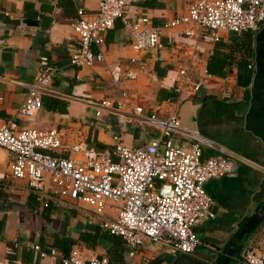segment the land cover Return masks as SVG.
<instances>
[{"label": "crops", "instance_id": "0c3cea01", "mask_svg": "<svg viewBox=\"0 0 264 264\" xmlns=\"http://www.w3.org/2000/svg\"><path fill=\"white\" fill-rule=\"evenodd\" d=\"M191 1L137 0L127 11L128 21L147 17L152 26L160 27L186 15ZM98 3L0 0V117L15 121L20 129L66 127L68 144L80 143L100 152L112 151L114 137L126 146L138 147L144 142L142 131L107 111L96 117L90 102L115 98L124 90L131 106L142 107L147 113L160 111L170 102L165 96L176 87L177 67L183 64L178 60L180 46L195 45L200 59L206 63L211 59V68L220 76L213 75L214 79L202 83L195 93H179L171 103L184 130L214 144L216 149L204 148V158L224 151L238 157V169L233 177L206 182L215 218L194 229L201 245L192 254L147 243L133 262L223 264L233 239L264 200V22L254 32L223 33L215 44L187 38L180 26L162 32L164 47L160 51L136 52L129 45L124 24L117 20L105 33L101 47L104 61L74 67L70 57L78 51L79 43L71 23L79 8L94 12ZM27 19L38 25H25ZM188 28L193 30L191 25ZM42 56L55 68L51 86L56 93L42 97V108L32 120L20 118L18 109L27 94L24 85L34 80ZM131 59H135L133 64ZM216 61L224 63V68L217 70ZM116 67L120 78L114 84L112 71ZM128 69L136 74L133 80L124 78ZM199 80L197 75L191 77L192 83ZM153 133V129L147 130L149 138ZM8 170V155L0 149V264H61L59 258L39 257L32 245L46 252L57 249L63 255L76 247L86 258L106 256L109 264L127 263L121 239L100 227L101 219L116 217L115 209L107 207L98 217L85 205L57 207L52 199L39 201L24 181L9 179ZM251 237L254 239L241 242L243 249L264 237V226ZM14 242L19 247L7 255L6 248Z\"/></svg>", "mask_w": 264, "mask_h": 264}, {"label": "built area", "instance_id": "2783aa9c", "mask_svg": "<svg viewBox=\"0 0 264 264\" xmlns=\"http://www.w3.org/2000/svg\"><path fill=\"white\" fill-rule=\"evenodd\" d=\"M136 2L99 0L94 12L79 8L77 18L71 23L79 49L70 57V64L82 68L103 62L101 47L105 33L117 20L124 24L129 45L136 52L160 51L164 47L160 42L162 32L180 26L187 38L215 44L223 33L254 32L264 22V0H192L186 15L160 27L152 26L147 17L129 23L127 11ZM190 25L193 30L188 28ZM92 47L97 50L93 51ZM179 51L178 60L183 64L177 67L176 89L179 93H195L202 83L214 77L207 71L195 45L182 44ZM54 74L49 59L40 57L37 75L24 85L27 94L18 109V117L32 120L42 108V97L55 95L51 86ZM135 75L128 69L124 78L133 80ZM193 75L199 76V82H191ZM112 78L117 84L119 67L112 71ZM128 97L127 91L120 90L115 98L90 102L96 117L107 111L123 122L136 124L142 131L144 142L140 146H126L119 137H114L116 143L109 153L80 143L68 144L66 127L20 129L15 121L0 117V149L8 155V177L24 181L39 201L52 199L57 207L85 205L98 217L107 207L115 209L116 217L101 219L100 227L121 239L126 264H135L133 259L138 250L147 243L192 254L201 245L194 229L215 218L205 184L233 177L239 159L220 150L204 158V148L216 149L214 144L184 130L173 103H167L158 112L147 113L142 107L131 106ZM148 129L155 132L150 138ZM63 152L70 154L63 156ZM18 247L19 243L14 242L6 248V254L13 255ZM30 248L39 257L59 258L61 264H109L106 256L86 258L76 247L67 255L57 249L46 252L38 245ZM233 262L264 264V237L244 247Z\"/></svg>", "mask_w": 264, "mask_h": 264}, {"label": "water", "instance_id": "95a60500", "mask_svg": "<svg viewBox=\"0 0 264 264\" xmlns=\"http://www.w3.org/2000/svg\"><path fill=\"white\" fill-rule=\"evenodd\" d=\"M23 23L27 26H37L38 22L34 20H24ZM264 221V200L259 204L254 210L253 214L249 219L243 224L238 234L233 239L226 255L224 257L223 264H231L233 258L241 252L243 249L241 242L243 240H248L251 234L257 229L258 225Z\"/></svg>", "mask_w": 264, "mask_h": 264}, {"label": "trees", "instance_id": "16d2710c", "mask_svg": "<svg viewBox=\"0 0 264 264\" xmlns=\"http://www.w3.org/2000/svg\"><path fill=\"white\" fill-rule=\"evenodd\" d=\"M211 60V59H210ZM208 61L207 63H206V68H207V71L210 73V74H212V75H214V76H220V73H218L217 71H214L212 68H211V61ZM238 65H242V62L241 63H239ZM224 63H222V62H218V61H216V63H215V68L217 69V70H219V69H223L224 68ZM175 88V90L174 91H172V92H169V93H167V95L165 96V101H170V102H174L176 99H177V96L179 95V92L177 91V89H176V87H174ZM133 124V123H132ZM134 126H136L138 129H139V131L141 132V130H140V128H139V126H137L136 124H133ZM112 236H114V235H112ZM117 237V236H116ZM122 242V241H121ZM123 245V244H122ZM71 250V249H70ZM65 253H66V251H65ZM68 253H69V251H68ZM67 253V254H68ZM65 255V254H64ZM109 261V260H108Z\"/></svg>", "mask_w": 264, "mask_h": 264}, {"label": "rangeland", "instance_id": "374dc122", "mask_svg": "<svg viewBox=\"0 0 264 264\" xmlns=\"http://www.w3.org/2000/svg\"><path fill=\"white\" fill-rule=\"evenodd\" d=\"M261 225H263L264 226V221L263 222H261V224L260 225H258V227H257V229L256 230H258V228L261 226ZM251 239H254V238H249L248 240H251Z\"/></svg>", "mask_w": 264, "mask_h": 264}]
</instances>
